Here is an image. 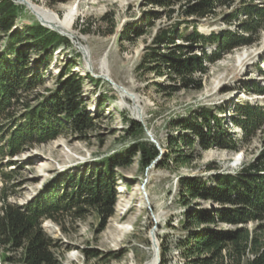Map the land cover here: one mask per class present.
<instances>
[{
  "label": "rangeland",
  "instance_id": "rangeland-1",
  "mask_svg": "<svg viewBox=\"0 0 264 264\" xmlns=\"http://www.w3.org/2000/svg\"><path fill=\"white\" fill-rule=\"evenodd\" d=\"M14 1L20 4L21 12L13 29L36 22L42 24L24 2ZM28 1L60 17L75 8L74 31L79 40L58 32L71 43L51 50L50 67L40 71L43 72V81L24 100L36 105L39 102L37 94L46 93L47 88H55L60 69L71 64L72 71L84 79L83 98L88 112L94 117L95 126L85 135L68 131L47 141L34 139L18 153L1 156L0 213L4 200L19 206L27 205L65 173L87 178L91 176L90 171L108 156L123 153L138 142L150 147L155 144L160 153L150 165L141 162L137 151L129 165L116 167L113 214L104 224L100 214L81 201L80 206L85 211H78L76 206L61 209L53 218L44 219L41 227L52 239V250L63 264H145L153 254L151 230L157 225L160 251L161 244L170 250L166 264H177L179 256L175 243L183 234L179 225L183 211L187 209L178 198V179L191 175L206 179L216 172H235L254 160L264 150V118L255 133L240 141L239 150H203L183 143L171 147V140L188 135L175 127L176 121L204 107L221 119L223 127L242 138V129L235 124L236 107L249 103L264 110V19L255 29L250 43L226 49L218 59L206 58L204 74L197 70L191 73L200 79L198 88H183L177 78L159 77L146 67L138 66L145 48L151 44L160 27L190 18L196 21L199 32L205 35L225 30L249 35L250 32L242 25L248 21L249 15L242 10L248 4L264 7V0H216L207 16L188 18L184 13L188 2L199 0H182L175 4L177 12L171 20L163 7L148 3V0ZM151 12L158 14L143 35L132 41L121 39L120 33L126 24L140 21L144 13ZM180 28L185 34L192 30L185 24ZM81 44L88 45L95 72L84 67ZM5 46L3 36L0 38V52ZM216 47L215 43L205 48L194 45L190 54L204 51L208 56ZM39 52L41 50L36 47L29 50L31 63ZM104 56L109 60L113 82L138 99L141 117L137 111L134 112L131 96L128 95L126 101L134 108L123 107L119 103L121 94L117 86L98 75ZM24 102L20 101L17 106L18 113L11 120L13 124L18 122V114L25 111ZM131 120L138 121L140 126H134L128 132ZM9 122L4 123L7 125L0 135L3 136L0 138L3 146L7 144L5 136L10 131ZM177 154L186 155L187 161L176 165L174 158ZM58 188L59 195L72 191L69 185L61 184ZM199 204L210 206L207 201H199ZM257 224L258 221H252L246 226L254 230ZM222 227L236 228L235 225ZM261 236L264 239V229ZM22 253L23 249H13L0 242V264H25ZM88 254L94 255L88 258Z\"/></svg>",
  "mask_w": 264,
  "mask_h": 264
},
{
  "label": "trees",
  "instance_id": "trees-1",
  "mask_svg": "<svg viewBox=\"0 0 264 264\" xmlns=\"http://www.w3.org/2000/svg\"><path fill=\"white\" fill-rule=\"evenodd\" d=\"M181 1L148 0V3L163 7L171 20L177 12L175 4ZM215 1L188 2L187 7L183 6L186 7L184 13L187 18L193 15L205 17L211 12ZM242 11L249 15L248 21L242 24L250 32L249 35L230 30L205 35L199 32L196 21L190 18L160 27L153 35L151 44L145 48L138 67H146L159 77L177 78L183 88L200 87V79L194 78L191 73L197 70L204 74L206 58L218 59L224 50L253 40L255 29L264 19V7L248 4ZM20 12L21 6L16 1L0 0V38L4 36L6 41L4 50L0 52V135L4 125H7L4 123L14 120L20 101L24 102L43 81V72L40 71L50 67L51 50L71 43L66 36L39 22L13 29ZM156 14L144 13L140 21L126 24L120 33L121 39L132 41L143 35ZM183 24L192 27V30L185 34L180 30ZM214 43L217 47L208 56L204 51L190 54L194 45L205 48ZM33 47L41 52L35 55L31 63L29 50ZM90 79L94 80L91 76ZM55 83V88H47L46 93L37 94L39 102L36 105L24 102L26 109L18 114L16 124L12 121L8 123L7 144L0 145V157L18 153L34 139L47 141L68 131L85 135L94 128V117L88 112L83 98L82 76L72 71L71 64L64 65ZM234 116L235 124L242 129L241 139L223 127L216 114L202 107L176 121L175 127L188 135L174 138L170 145L175 147L183 143L203 150H239L240 141L255 133L254 130L264 118V110L245 103L236 107ZM130 125L128 132L134 126H140V123L131 120ZM137 151L140 152L141 162L147 166L160 153L155 144L150 147L138 142L125 152L102 160L90 171V177L69 176L67 173L61 175L27 205L19 206L4 200L0 213V242L13 249H23L22 260L25 264H63L52 250V239L42 229V221L53 218L61 209L76 206L78 211H85L80 206L82 201L100 214L104 224L113 214L115 169L129 165ZM186 159V155L177 154L174 161L178 165ZM61 184L69 185L71 193L59 195L58 187ZM178 198L187 209L183 211L179 225L183 234L175 243L179 256L177 264H264V239L261 236L264 229V150L235 172H216L206 179L196 175L180 177ZM199 201H207L210 206L204 207ZM252 221L259 222L254 230L246 226ZM223 225H235L236 228H225ZM169 251L167 246L161 244L162 264H166ZM93 255L88 254L87 257Z\"/></svg>",
  "mask_w": 264,
  "mask_h": 264
},
{
  "label": "bare ground",
  "instance_id": "bare-ground-1",
  "mask_svg": "<svg viewBox=\"0 0 264 264\" xmlns=\"http://www.w3.org/2000/svg\"><path fill=\"white\" fill-rule=\"evenodd\" d=\"M26 5L28 6L29 9H31L34 12L36 17L38 19H40L41 21H43L46 25L58 28L63 33L69 34L73 38V40H75V41L79 40V36L74 31V26H75L74 22H75V15H76L75 8H71L70 10H68L64 14L63 17H60L52 11H49V10H46L43 8H39L37 5L33 4L32 2L28 1V4H26ZM81 46H82L81 47L82 51L84 52V54H83V57H84L83 65H84V67H86L88 70L90 67L95 72L92 53L89 49V51H90V54H89L88 45L81 44ZM98 75L102 76L103 78H105V77L111 78L109 60H108L107 56H104L102 61H101V71L98 73ZM117 89H119V88L117 87ZM119 91L121 94V98L119 100V103L123 107L129 106L131 109H133L134 107L132 108V106L126 101V99H129V97H127L128 95L126 93H124L123 91H121L120 89H119ZM130 100L134 101L136 104L138 103L137 98L130 99ZM136 108H137V106L134 108V112L137 111V114L142 113V111L140 112ZM124 209H125V207L123 208V210ZM47 226L52 227L50 224H48ZM145 264H160L159 263V254H158L155 247L153 248L152 257Z\"/></svg>",
  "mask_w": 264,
  "mask_h": 264
},
{
  "label": "water",
  "instance_id": "water-1",
  "mask_svg": "<svg viewBox=\"0 0 264 264\" xmlns=\"http://www.w3.org/2000/svg\"><path fill=\"white\" fill-rule=\"evenodd\" d=\"M21 1L22 2H25L26 4H28V1L27 0H21ZM39 21H41V20L39 19ZM41 22H42V24H45V23H43V21H41ZM47 27H49L50 29L55 30V31L61 33V31L58 28H55V27H52V26H47ZM89 70L92 71V69L90 67H89ZM100 77H102V76H100ZM105 78L107 80H109L111 83H113L114 85H116L121 91H123L127 95L131 96V99H135L136 98V96L134 94H131L130 92H128L127 89H125L121 85H117L115 82H113V80L110 77H105ZM133 103H134V106L135 107L137 106L136 109L141 112V109L139 108V106L134 101H133ZM138 115L141 117L142 116V113H140ZM156 226H154V228L151 230V237H152V244L156 248V250H157V252L159 254V263L161 264L162 263V255H161V251H160V245L158 243L157 236H156Z\"/></svg>",
  "mask_w": 264,
  "mask_h": 264
}]
</instances>
